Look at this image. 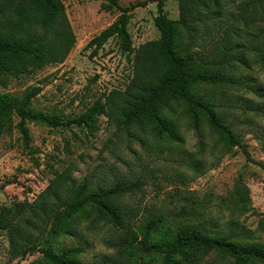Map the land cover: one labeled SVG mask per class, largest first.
<instances>
[{"label": "rangeland", "instance_id": "obj_1", "mask_svg": "<svg viewBox=\"0 0 264 264\" xmlns=\"http://www.w3.org/2000/svg\"><path fill=\"white\" fill-rule=\"evenodd\" d=\"M61 1L75 36L67 58L60 64L7 78L0 84V95L21 98L39 89L30 109L67 121L87 112L95 102H103L110 91L123 90L132 78V66L115 40H109L93 58L85 48L92 37L116 20L119 10L102 11L100 1L95 0ZM118 3L122 7L140 4L128 25L133 48L158 39L154 0ZM164 10L170 20L178 19L176 0L167 1ZM250 14V18L235 23L234 48L229 63L222 67L234 83H202L194 91L213 105L220 120L260 165L249 162L238 146H226L204 122L198 130L193 129L183 104L173 105L175 114L167 115L182 136V143L156 140L143 129L123 127L100 115L93 132L76 126L49 128L28 122L30 139L24 144L17 129L19 119L14 116L0 134V210L16 205L39 207L56 176L65 174L61 186L64 194L71 192L64 188L76 191L84 185L86 192L131 188L117 198L126 212L127 227H114L91 212L89 218L80 219L75 236L57 238L55 248L81 246L84 253L80 259L85 264L102 256L125 259L132 251L136 257L143 256L141 264H163V256L146 257L139 251L144 239L153 241L163 232L203 221L209 222L214 233L223 232L233 240L264 247V146L257 138L264 129V117L254 111L256 106H264V6L259 5ZM212 45L205 42L201 50L208 54ZM241 185L248 188L251 199L246 210L235 204L234 192ZM48 199L52 201L51 196ZM152 219L160 222L146 232L144 226ZM131 234L137 238L133 246L127 244ZM31 236L42 243L40 238L46 233L34 231ZM0 264L46 261L40 252L20 260L10 249L7 232L0 229ZM198 264L231 263L211 251Z\"/></svg>", "mask_w": 264, "mask_h": 264}, {"label": "trees", "instance_id": "obj_2", "mask_svg": "<svg viewBox=\"0 0 264 264\" xmlns=\"http://www.w3.org/2000/svg\"><path fill=\"white\" fill-rule=\"evenodd\" d=\"M95 1H100L102 11L117 9L120 14L111 25L92 37L85 48L90 49L89 57L93 58L109 40H115L132 66L129 83L123 90L105 94L103 102H95L87 112L67 121L30 109L31 100L39 89L21 98L1 94L0 134L8 129L14 116L19 119L17 129L22 140L28 144V122L49 128L76 126L93 132L96 117L105 115L120 126L143 129L156 140L182 143V136L167 115L175 114L173 105L183 104L187 106L185 115L193 129L198 130L204 122L226 146H238L249 162L258 164L220 120L213 105L197 96L194 88L202 83L233 82L222 72V67L229 63L230 51L234 48L232 38L238 29L235 23L250 18L253 9L264 6V0H176L179 17L175 21L170 20L164 10L169 0H154L157 10L154 26L159 37L137 49L132 47L128 25L133 10L140 4L122 7L119 0ZM205 42L213 43L208 54L201 50ZM74 44L75 36L61 0H0V84L9 77L62 63ZM254 111L264 117V106H256ZM257 138L264 146V129L259 131ZM64 177L65 174L56 176L54 184L43 193L44 201L39 207L1 208L0 229L7 232L10 249L20 260L40 252L46 264H85L80 259L84 253L81 246H54L60 236H75L80 219L89 218L91 212H96L114 227L129 225L117 198L130 187L86 192L84 185L76 191L64 188L71 190L64 194L61 188ZM234 194L239 209L250 207L246 186L237 187ZM159 222L149 220L143 230L147 232ZM34 231L46 233L45 238H40L42 243L31 236ZM136 239V235L131 234L127 244L133 246ZM139 251L146 257L163 256V264H198L211 251L218 252L231 264H264L263 246L233 240L223 232L214 233L208 221L178 226L161 233L153 241L144 239ZM141 257H136L132 251L125 259L102 256L89 264H141Z\"/></svg>", "mask_w": 264, "mask_h": 264}]
</instances>
